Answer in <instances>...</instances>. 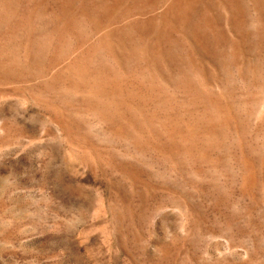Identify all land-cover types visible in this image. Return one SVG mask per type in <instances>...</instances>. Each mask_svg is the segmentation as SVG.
<instances>
[{
	"label": "rangeland",
	"instance_id": "rangeland-1",
	"mask_svg": "<svg viewBox=\"0 0 264 264\" xmlns=\"http://www.w3.org/2000/svg\"><path fill=\"white\" fill-rule=\"evenodd\" d=\"M186 1L163 25L160 3L126 0L103 33L104 0L12 1L0 264H264V0H236L240 26Z\"/></svg>",
	"mask_w": 264,
	"mask_h": 264
},
{
	"label": "bare ground",
	"instance_id": "bare-ground-1",
	"mask_svg": "<svg viewBox=\"0 0 264 264\" xmlns=\"http://www.w3.org/2000/svg\"><path fill=\"white\" fill-rule=\"evenodd\" d=\"M12 1L13 0H0V19L1 20H4L5 18H6V16L8 15V11H9V7L11 6L10 4L12 3ZM91 1V0H90ZM102 1V0H101ZM135 1V0H134ZM143 1V0H142ZM150 4H149V6H156L158 3H160V6L162 7V11L160 12V18L162 19V20H160L159 18V20H160V23H162L163 25H164V23H167V22H165V19H166V17H165V15L166 14H168V13H170V6H171V3H173V1L174 0H147ZM181 2L183 1V3H184V0H180ZM186 1V0H185ZM197 1V0H196ZM201 1H203V0H201ZM254 1H256V4L259 2L258 0H254ZM94 2H95V0H94ZM128 2H129V0H128ZM187 2V4L185 3V5H183L184 7H186L187 6V8L188 7H190L193 3L191 2L190 3V0H188V1H186ZM200 2V1H199ZM37 3V2H36ZM71 3H74V1L73 2H71ZM80 3V2H79ZM87 3V2H86ZM89 3H91V2H89ZM88 3V4H89ZM99 3V2H98ZM139 3L140 2H138V6H139ZM177 3H179L180 4V2H178V0H176V4ZM67 4V3H66ZM95 4V3H94ZM123 4H126V0H104V2L100 5V6H96L95 5V8L92 10V11H90V15H89V19H90V22H91V24L93 25V27L95 28V31H101L102 32V30H104L105 31V29H107L108 28V25H106V23L103 21V19L108 15V16H110V14H114V12L116 11H118L117 9L118 8H124V6L125 5H123ZM131 4V3H130ZM143 4V3H142ZM176 4H175V6H176ZM194 4H195V2H194ZM197 4V3H196ZM82 5H84L85 6V4H82ZM87 5V4H86ZM90 5V4H89ZM89 5H87L88 7H89ZM99 5V4H98ZM174 5V4H173ZM198 5V4H197ZM217 5L219 6V7H221L223 10H224V14L226 13V15H227V17H229V19L231 20V22H232V25H234V26H238V24H239V26L242 24H240L239 23V21H240V17L242 16V14H243V12L241 11L242 9H240L239 8V6L240 5H238V3H237V1L236 0H217ZM127 6V5H126ZM141 6V5H140ZM160 6L158 7V8H160ZM179 6V5H178ZM194 6V5H193ZM201 6V5H200ZM75 7V6H74ZM92 7H94V6H92ZM91 7V8H92ZM194 7H196V6H194ZM193 7V8H194ZM90 8V7H89ZM155 8V7H154ZM173 8V7H172ZM192 8V7H191ZM82 9V12H85V13H88L87 12V10H88V8H87V10L85 9V8H81ZM141 9H142V7H141ZM149 9V8H148ZM151 9V8H150ZM157 9V7L155 8V10L154 11H157L156 10ZM175 9V8H174ZM126 10V9H125ZM169 10V11H168ZM179 10V9H178ZM177 10V11H178ZM182 10H183V7H182ZM209 6H208V4L207 3H204L203 4V6H202V12H200L201 13V20L203 21V23L206 25V26H211V25H214V23H213V18L214 17H211L210 16V12H209ZM95 11H99V12H95ZM183 11H185L184 12V14L185 15H183V17L185 16L186 17V14H188V10H183ZM196 11V10H195ZM158 13H159V11H157ZM172 13H171V16L173 15V9H172V11H171ZM176 12V11H175ZM182 12V11H181ZM180 12V13H181ZM189 12H190V8H189ZM193 12V11H192ZM240 12L242 13L241 15H240ZM104 13V14H103ZM124 13V12H123ZM145 13V12H144ZM149 13V12H148ZM152 13V12H151ZM177 13V12H176ZM215 13V12H214ZM121 14V13H120ZM178 14H179V12L176 14L177 16H178ZM12 15V14H11ZM88 15V14H87ZM115 15V14H114ZM129 15V14H128ZM193 15H194V12H193ZM113 16V15H112ZM117 16V15H116ZM137 16V15H136ZM147 16H149V14H147ZM154 16H155V14H154ZM157 16H159V15H157ZM169 16V15H168ZM195 16V15H194ZM213 16V15H212ZM86 17V16H85ZM88 17V16H87ZM156 17V16H155ZM154 17V18H155ZM174 17H175V15H174ZM182 17V18H183ZM193 17V16H192ZM110 18H111V16H110ZM113 18H114V16H113ZM116 18V17H115ZM143 18V17H142ZM173 18V17H172ZM179 18H181V16L180 17H178L177 19H179ZM190 18V17H189ZM194 18V17H193ZM109 19V18H108ZM117 20H118V17L116 18ZM157 19V20H158ZM184 19V18H183ZM213 19V20H212ZM83 20V19H82ZM155 20V19H154ZM198 20V19H197ZM228 20V19H227ZM242 20V19H241ZM78 22H79V20H77ZM85 21V20H84ZM108 21V20H107ZM116 21V20H115ZM172 21V20H171ZM186 21V20H185ZM184 21V22H185ZM80 22H82V21H80ZM113 22H114V20H113ZM113 22H112V25H113ZM153 22H155V21H153ZM173 22V21H172ZM179 22V21H178ZM180 22H181V19H180ZM187 22V21H186ZM216 22V21H215ZM229 22V21H228ZM108 23H110V22H108ZM115 23V22H114ZM134 23V22H133ZM132 23V24H133ZM190 23V22H189ZM196 23V22H195ZM201 23V22H200ZM216 23H219V21L218 22H216ZM230 23V22H229ZM245 23V22H244ZM137 24V23H136ZM146 24V23H145ZM145 24H143V25H145ZM154 24V23H153ZM169 25H171L170 23H168ZM174 25H175V22L173 23ZM176 24H177V22H176ZM182 24H184V23H182ZM187 24V23H186ZM261 24V23H260ZM82 25H84V24H82ZM111 25V26H112ZM135 25V24H134ZM159 25V24H158ZM162 25V26H163ZM191 25H192V23H191ZM193 25H195V24H193ZM199 25V24H198ZM183 26H185L186 27V25H183ZM187 26H189V25H187ZM215 26H216V24H215ZM157 27V26H156ZM161 27V26H160ZM168 27V26H167ZM189 27H191V26H189ZM230 27H231V23H230ZM34 28V27H33ZM111 28V27H110ZM119 28H121V27H119ZM178 28H179V26H178ZM207 28V27H206ZM205 28V29H206ZM233 28V27H232ZM236 28H238V27H236ZM113 29V28H112ZM145 29V28H144ZM143 29V26H141V23H140V28H139V31H140V33H143V31L142 30H144ZM149 29V28H148ZM157 29H158V27L156 28V31H157ZM163 29V28H162ZM167 29V28H166ZM174 29V28H173ZM213 28H211V30H212ZM215 29V28H214ZM109 30H111V29H109ZM120 30V29H119ZM132 30V29H131ZM146 30V29H145ZM165 30V29H164ZM168 30H170L169 28H168ZM167 30V31H168ZM179 30V29H178ZM218 30H219V28H218ZM240 30V29H239ZM238 30V31H239ZM242 30V29H241ZM94 31V30H93ZM116 31H118V30H116ZM115 31V32H116ZM160 31V28H159V30H158V32ZM197 31V30H196ZM233 31V30H232ZM234 31H236L235 30V28H234ZM108 32V31H107ZM154 32H155V30H154ZM178 32V31H177ZM214 32V31H213ZM103 33V32H102ZM156 33V32H155ZM187 33V32H186ZM192 33H193V31H192ZM238 33V32H237ZM241 33V32H240ZM257 33V32H256ZM98 34V33H97ZM100 34V33H99ZM98 34V35H99ZM106 33H104V35H105ZM109 35L108 36H106L105 35V37H103V38H105V41H106V44H105V46L106 45H108L107 44V42L109 43V42H111V40H112V32H109L108 33ZM117 34V33H116ZM115 34V35H116ZM127 34V33H126ZM144 34V33H143ZM162 34V33H161ZM210 34V33H209ZM214 34V33H213ZM95 35V34H94ZM97 35V36H98ZM118 35V34H117ZM116 35V36H117ZM142 35V34H141ZM160 35V34H159ZM158 35V36H159ZM208 35V34H207ZM216 35V34H215ZM96 36V37H97ZM121 36V35H120ZM120 36H118V37H120ZM129 36V35H128ZM127 36V37H128ZM161 36V35H160ZM159 36V37H160ZM182 36V35H181ZM189 35H187V37H186V39L187 38H189L190 37V39L193 41L192 42V46H194V48L195 49H197V51H199V50H202V48L201 49H199V47H200V45L202 46V44H201V42L199 41V40H197L193 35L192 36H189ZM238 36H240V35H238ZM101 37V36H100ZM100 37H99V39H100ZM147 37V36H146ZM199 37V36H198ZM215 37V36H214ZM111 38V39H110ZM113 38H114V36H113ZM117 38V37H116ZM152 38V37H151ZM200 38V37H199ZM210 38V37H209ZM218 38V37H217ZM240 38H242V37H240ZM240 38L238 39V40H240ZM120 39H122V37H120ZM125 39V38H124ZM150 39V38H149ZM98 40V39H97ZM116 40V39H115ZM119 40V39H118ZM123 40V39H122ZM131 40V39H130ZM157 40H159V39H157ZM242 40H243V38H242ZM6 41V40H5ZM104 41V40H103ZM104 41V42H105ZM120 41V40H119ZM155 41V40H154ZM99 42V41H98ZM139 42V41H138ZM157 42V41H156ZM187 42V41H186ZM189 42V41H188ZM240 41H238L237 42V45H238V43H239ZM99 43H101V42H99ZM116 43V42H115ZM121 43V42H120ZM190 43L191 42H189V44L188 45H190ZM241 43V42H240ZM240 43H239V45H240ZM180 44V43H179ZM182 44V43H181ZM242 44V43H241ZM152 45V44H151ZM236 45V44H235ZM234 45V46H235ZM236 45V46H237ZM117 46V45H116ZM121 46V45H120ZM125 46V45H124ZM156 46V45H155ZM108 47V46H107ZM122 47V46H121ZM126 47V46H125ZM189 47V46H188ZM81 48V47H80ZM111 48V47H110ZM114 48V47H113ZM151 48V47H150ZM190 48H192V47H190ZM193 48V49H194ZM152 49H154V47L152 48ZM170 49V48H169ZM193 49H191V51L193 50ZM199 49V50H198ZM108 50V49H107ZM146 50V49H145ZM155 50V49H154ZM111 51V50H110ZM134 51V50H133ZM150 51V50H149ZM194 51H196V50H194ZM152 52V51H151ZM203 52V51H202ZM202 52L200 51V54L202 55ZM205 52V51H204ZM146 53V52H145ZM188 53H190V52H188ZM192 53H194V52H192ZM26 54V53H25ZM112 54V53H111ZM147 54V53H146ZM145 54V55H146ZM196 54H198V52L196 53ZM195 54V55H196ZM28 55V54H27ZM205 55V54H204ZM26 56V55H25ZM110 56V55H109ZM157 56V55H156ZM189 56V55H188ZM191 56H193V54L191 55ZM166 57H168V56H166ZM190 57V56H189ZM196 57V56H195ZM194 57V58H195ZM199 57H201V56H199ZM238 57V56H237ZM159 58H160V56H159ZM192 58V57H191ZM163 59V58H162ZM169 59V58H168ZM173 59H175V58H173ZM188 59V58H187ZM200 60H201V58H199ZM205 59V58H204ZM118 60V59H117ZM192 60H195V59H192ZM203 60V59H202ZM119 61V60H118ZM163 61V60H162ZM207 62V61H206ZM155 64V63H154ZM209 65V64H208ZM214 68V67H213ZM18 69V68H17ZM242 70V69H241ZM157 72V71H156ZM88 76V75H87ZM84 79H85V77H83ZM87 81V80H86ZM98 83V82H97ZM110 89V88H109ZM108 102V101H107ZM109 104V103H108ZM74 123V122H73ZM133 124V123H132ZM70 137V136H69ZM154 140V139H153ZM94 148V147H93ZM96 152V151H95ZM91 153V152H90ZM170 160V159H169Z\"/></svg>",
	"mask_w": 264,
	"mask_h": 264
}]
</instances>
